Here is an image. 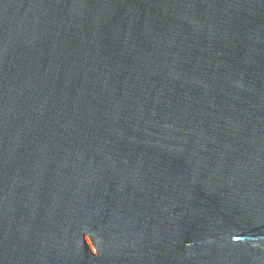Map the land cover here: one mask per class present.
Listing matches in <instances>:
<instances>
[{"label": "water", "instance_id": "95a60500", "mask_svg": "<svg viewBox=\"0 0 264 264\" xmlns=\"http://www.w3.org/2000/svg\"><path fill=\"white\" fill-rule=\"evenodd\" d=\"M0 264H264V0H0Z\"/></svg>", "mask_w": 264, "mask_h": 264}]
</instances>
